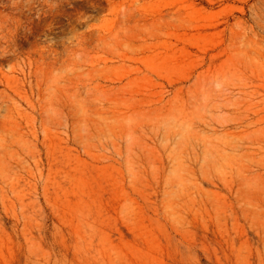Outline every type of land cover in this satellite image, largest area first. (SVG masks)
<instances>
[{"label":"rangeland","instance_id":"374dc122","mask_svg":"<svg viewBox=\"0 0 264 264\" xmlns=\"http://www.w3.org/2000/svg\"><path fill=\"white\" fill-rule=\"evenodd\" d=\"M0 264H264V0H0Z\"/></svg>","mask_w":264,"mask_h":264}]
</instances>
